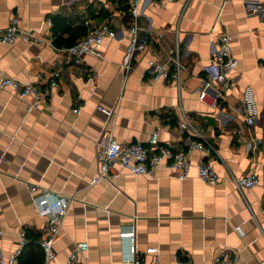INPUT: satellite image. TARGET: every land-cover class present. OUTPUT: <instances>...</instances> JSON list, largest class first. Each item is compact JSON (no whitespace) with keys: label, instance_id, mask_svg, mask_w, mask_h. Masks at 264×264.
I'll use <instances>...</instances> for the list:
<instances>
[{"label":"crops","instance_id":"obj_1","mask_svg":"<svg viewBox=\"0 0 264 264\" xmlns=\"http://www.w3.org/2000/svg\"><path fill=\"white\" fill-rule=\"evenodd\" d=\"M58 16L65 18L59 30L108 23L117 35L105 38L102 57L87 54L75 63L67 47L55 43ZM15 17L36 41L0 44V78L46 88L54 70L61 68L62 77L55 98L37 108H30V97L0 87V258L21 248L20 262L39 261L40 240L49 231L36 198L51 191L71 205L50 264H133L130 239L120 233L134 225L144 264H213L223 251L237 255L238 264H264V0H146L138 32L145 48L137 57L129 52L127 0H0V26ZM222 31L234 35L238 59L236 85L224 96L205 74L220 55ZM153 60L168 63L172 72L179 60L181 87L172 76L154 82ZM104 129L121 143L146 146L159 130L160 145L188 150L207 141L217 153L207 157L193 149L185 180L164 169L156 179L135 176L114 163L112 179L91 185ZM205 159L221 183L199 178L196 165ZM251 171L261 183L242 193L231 177ZM82 242L88 248L79 252Z\"/></svg>","mask_w":264,"mask_h":264},{"label":"built area","instance_id":"obj_2","mask_svg":"<svg viewBox=\"0 0 264 264\" xmlns=\"http://www.w3.org/2000/svg\"><path fill=\"white\" fill-rule=\"evenodd\" d=\"M146 0H127L130 6L132 16V25L130 31L132 33V42L129 48L130 57H137L138 53L145 48V44L140 42L139 32V16L140 7ZM162 5L165 1L160 0ZM224 6V5H223ZM222 6V9H223ZM117 32L108 24L102 23L89 28L88 33L82 37L77 43L66 48L68 55L75 63L82 62L85 55H97L102 57V47L107 36L116 37ZM234 35L228 31H222L217 35V41L220 46V55L210 60L205 67L206 77L210 82L217 83L225 92L231 90L236 85V69L238 59L233 55L232 42ZM18 41L33 42L36 36L33 31L25 29L21 25V19L15 17L7 27L0 26V44H15ZM177 69L172 72L171 66L166 62L153 60L149 62V70L152 73V80L157 82L164 78L173 77L176 84L181 87L180 63L177 61ZM126 71L132 69L130 63L124 66ZM62 77V69L57 68L53 71L48 86L42 88L34 81H21L19 79L3 76L0 78V87L11 88L13 92L20 98H31L30 108H37L42 103L52 101L55 98L56 90L60 87ZM206 89L200 92V99L206 100ZM214 104H216L214 102ZM108 114L112 111L103 109ZM80 112V108L75 109ZM249 123L254 122V117L248 118ZM150 146H146L140 142L121 143L117 137L109 129H104L100 138V151L98 159L100 162L99 172L90 180V184L94 185L101 180H110L113 177L111 168L114 163H118L122 167L129 168L131 174L135 176L143 175L150 179L159 178L161 170H167L168 175L179 180H185L190 177L192 162L190 154L193 149H198L204 156L210 157L217 153L216 147L207 141H199L191 145L188 150H174L170 146L159 144V130L155 131L150 139ZM198 176L208 184H218L222 182V177L218 173L215 165L209 160H202L197 165ZM232 181L237 185L243 193L246 189H251L261 183V179L256 171H251L248 175L241 178L231 177ZM37 185L32 184L31 190L36 191ZM37 211L40 215L48 219L49 234L40 240V245L45 254V262L50 264L56 257L54 244L60 237L66 216L69 213L71 201L66 197L46 191L36 198ZM238 229L241 231L240 227ZM3 231L0 229V235ZM264 236V228L262 227ZM122 238L130 239L129 252L133 264H144L143 259L138 255L136 247V230L135 225L131 231H123L120 233ZM27 243V239L23 234L22 245ZM88 248L86 242L79 243L77 250L83 252ZM22 249H18L8 257H1L0 264H21L19 256ZM77 252L70 257L69 263L75 262ZM213 264H238V256L231 255L225 251L219 253L213 260Z\"/></svg>","mask_w":264,"mask_h":264},{"label":"trees","instance_id":"obj_3","mask_svg":"<svg viewBox=\"0 0 264 264\" xmlns=\"http://www.w3.org/2000/svg\"><path fill=\"white\" fill-rule=\"evenodd\" d=\"M65 21L64 17L58 16L57 18L54 19V36H55V43L58 47H70L72 45H74L75 43H77L82 37H84L88 31H89V27L86 25H82V26H78L73 28L71 26V24H69L70 26H67V29H63L59 30V27H57L59 22H63ZM64 30V32L66 31L67 33H69V35L67 37H63L62 33ZM60 31H62L60 33ZM42 252V251H41ZM45 257H44V253H39V261L36 264H43ZM21 264H27V263H23L20 262Z\"/></svg>","mask_w":264,"mask_h":264}]
</instances>
